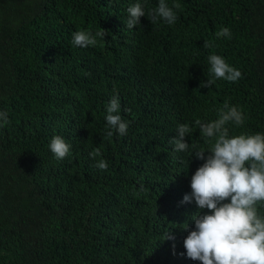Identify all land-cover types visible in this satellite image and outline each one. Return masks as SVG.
Returning a JSON list of instances; mask_svg holds the SVG:
<instances>
[{
  "label": "trees",
  "instance_id": "1",
  "mask_svg": "<svg viewBox=\"0 0 264 264\" xmlns=\"http://www.w3.org/2000/svg\"><path fill=\"white\" fill-rule=\"evenodd\" d=\"M178 2L175 25L145 16L127 29L135 0H0V264H202L180 255L197 210L180 202L203 161L169 141L189 123L186 140L203 144L195 120L226 102L246 115L233 134L264 132V0ZM101 26L97 46L72 45L74 31ZM222 26L231 39L216 36ZM212 52L242 78L201 87ZM117 94L129 129L106 137ZM55 135L72 144L64 160L48 147Z\"/></svg>",
  "mask_w": 264,
  "mask_h": 264
},
{
  "label": "clouds",
  "instance_id": "2",
  "mask_svg": "<svg viewBox=\"0 0 264 264\" xmlns=\"http://www.w3.org/2000/svg\"><path fill=\"white\" fill-rule=\"evenodd\" d=\"M147 0H135L127 7L124 20L127 29H135L141 18L147 16L152 24L163 21L175 25L179 19L178 0L170 6L168 0H159L155 8L146 7ZM107 31L101 26L74 31L71 43L77 48L97 46ZM218 38H232L229 26L217 31ZM205 47H212L206 42ZM208 78L201 87L212 88L217 80H240L243 73L227 59L212 52L207 57ZM119 95H113L106 104L105 136H124L129 122L120 114ZM246 115L237 105L225 103L216 119L195 120L204 143H189L192 133L189 123L177 125L176 135L169 143L176 152L190 153L203 163L191 175V190L184 194L181 204H194L196 211L182 224L188 231L183 240L185 251L180 255L202 264H264V132L233 134L230 125H244ZM10 124L9 113L0 109V129ZM56 160L72 155V144L62 135H55L48 145ZM91 155H100L99 148ZM108 162L96 160V167L108 168ZM194 224V227L192 225ZM190 229V230H189ZM175 234L166 233V239L175 241ZM175 252V244H173Z\"/></svg>",
  "mask_w": 264,
  "mask_h": 264
}]
</instances>
